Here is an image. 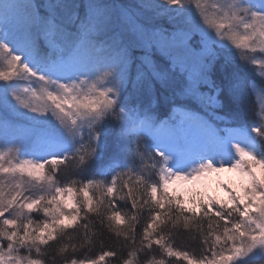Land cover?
<instances>
[{
	"label": "snow or ice",
	"instance_id": "obj_1",
	"mask_svg": "<svg viewBox=\"0 0 264 264\" xmlns=\"http://www.w3.org/2000/svg\"><path fill=\"white\" fill-rule=\"evenodd\" d=\"M165 257L264 264V0H0V264Z\"/></svg>",
	"mask_w": 264,
	"mask_h": 264
},
{
	"label": "rangeland",
	"instance_id": "obj_2",
	"mask_svg": "<svg viewBox=\"0 0 264 264\" xmlns=\"http://www.w3.org/2000/svg\"><path fill=\"white\" fill-rule=\"evenodd\" d=\"M213 176H215V173ZM206 180L207 178L202 182L205 181L206 183ZM212 182H214V184ZM212 182L207 181L206 185H202V188L200 186L201 183H199V186L197 184L195 186H186L187 191L185 193V198L187 199L189 195L193 194L192 189L195 187V189L199 190L201 193L226 201L228 199V194L222 185H231L236 191H240L241 177L236 172L225 171L216 174V180Z\"/></svg>",
	"mask_w": 264,
	"mask_h": 264
},
{
	"label": "trees",
	"instance_id": "obj_3",
	"mask_svg": "<svg viewBox=\"0 0 264 264\" xmlns=\"http://www.w3.org/2000/svg\"><path fill=\"white\" fill-rule=\"evenodd\" d=\"M118 2L125 3L128 2V0H118ZM257 83L259 84V80H257ZM124 211H127V209H122ZM145 216H147V212H145ZM176 246L177 250L180 251H188L192 253L193 251L199 252V244L194 243L190 240V238L187 236V234L182 233L181 235L176 237ZM155 247V246H154ZM156 258L159 259L160 255L157 252ZM165 260L167 264H186V261H184L182 258H176V257H165Z\"/></svg>",
	"mask_w": 264,
	"mask_h": 264
}]
</instances>
